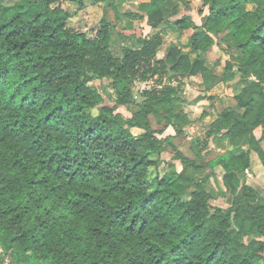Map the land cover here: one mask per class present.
Instances as JSON below:
<instances>
[{
    "label": "trees",
    "instance_id": "16d2710c",
    "mask_svg": "<svg viewBox=\"0 0 264 264\" xmlns=\"http://www.w3.org/2000/svg\"><path fill=\"white\" fill-rule=\"evenodd\" d=\"M4 1L0 264L263 261L264 195L247 174L254 154L264 167V0H199L207 9L200 26L181 15L185 0H148L124 16L147 20L152 33H124L121 57L112 52L115 26L105 13L115 0ZM86 1L104 9L91 34L72 25ZM173 24L194 31L189 52L166 45L163 35ZM127 39L140 48L126 46ZM216 45L228 48L222 77L202 58ZM190 78L200 79L193 104L220 83L234 91V105L196 139L193 157L174 143L192 124L182 81ZM105 79L116 92L113 107L91 86ZM149 82L155 84L137 101L135 84ZM130 105L136 107L130 117L117 111ZM134 128L143 132L135 136ZM168 128L174 136L164 135ZM211 142L227 143L228 150L210 159ZM219 198L229 207L213 206ZM249 237L260 239L246 243Z\"/></svg>",
    "mask_w": 264,
    "mask_h": 264
},
{
    "label": "rangeland",
    "instance_id": "374dc122",
    "mask_svg": "<svg viewBox=\"0 0 264 264\" xmlns=\"http://www.w3.org/2000/svg\"><path fill=\"white\" fill-rule=\"evenodd\" d=\"M30 1H34V0H5L3 2V5L5 6H12L16 3H22V4H26ZM144 0H115V5L114 7L105 8V13L107 15L108 20L115 26V31L113 30L112 34H111V49L112 52L114 53L115 56L117 57H121L122 56V45H123V34L127 33V32H131L133 31V33L139 29L140 31L138 32V34L142 35V36H146L149 35L150 33H152V29L149 26L147 20L145 21H132L128 18H126L124 16V13L126 11H138V5ZM87 2V1H86ZM63 8L64 9H71V10H75V6H73L70 3H64L63 4ZM252 7L250 6L249 9H251ZM180 9H181V15H190L193 19H196V21H200V19H202V15H204V13H207V9L204 8L202 6V3L199 0H185L183 3H181L180 5ZM36 10V9H35ZM34 10V12H35ZM82 11V10H81ZM80 11V12H81ZM104 9L102 8H95L93 6H90L89 3L87 2V6L86 9L81 13V18L80 20L78 19V16L76 17V19L72 22V25L75 29L78 30H88V32L90 33L91 31L95 30L98 28L99 24L98 22L101 19V16L103 14ZM79 12V13H80ZM128 21L130 23H128ZM169 29V28H168ZM167 29V30H168ZM91 34V33H90ZM169 36L167 38H165V43L166 45L172 43L171 40H169ZM126 46H131L132 44V39H127L125 42ZM132 46H135L134 44ZM228 52V48L224 45V46H220L219 47V51L215 50L214 52H211L208 54V61H210L211 63H215L214 61L217 60L218 58L220 59L219 61L222 60L221 54H227ZM183 82L187 83L186 87L184 88L185 94L184 96L188 99L189 101V105L187 106H191L193 103V101L200 95V79L199 78H190V79H183ZM111 81L109 79H105L102 81H96L94 84H92L91 86L96 88L103 96L104 98V105H108V106H113L114 102H115V93L113 92L111 86H110ZM155 83L154 82H149L148 85H146L145 83H137L134 86V95L135 98L137 99V101H141V92L145 89V87H152ZM230 87H232V85L230 84ZM147 89V88H146ZM234 94V91H233ZM218 97V96H217ZM219 98V97H218ZM208 99L202 100L199 103L205 102ZM197 103V104H199ZM196 105V104H193ZM221 109V106L216 102L210 105L209 110H213L214 113L216 114L219 110ZM203 110H197L194 112H190L191 116L193 119H197V117H199L201 115ZM121 112V111H120ZM91 113L93 115H97L98 111L95 109L93 111H91ZM125 115V114H124ZM127 116H129V114H126ZM125 115V116H126ZM207 121V120H206ZM153 126L155 128H157V124L155 122H153ZM199 128L195 129L196 127H192L193 129H189V136H196L197 138L200 139H204L205 137V132L207 127H200L198 125ZM137 136V135H135ZM193 144H191L190 140H185L183 145H182V151L184 152V154H186L187 156L193 157L195 155L196 152H194ZM173 155V152H171L169 150V152H166L162 155L165 164H161L159 166L158 172L160 173V175L164 172V169L166 167V163L171 159ZM211 156V155H210ZM254 159H258V156L256 154L253 155ZM176 165L178 166L179 170L181 169V166L179 164V162H175ZM252 168L250 170V173L252 174V178H249L248 184L250 186H252L253 188H255L261 195H264V167L261 164V162L258 160H256L255 162H252ZM218 177L222 175V172H218ZM216 185V183L214 184ZM213 206L216 207H223V208H228L229 204H228V199H224V198H219L216 201L212 202ZM253 239H260V237H249L246 239V243H249L251 240ZM1 253V250H0ZM6 264H9L8 261H6ZM257 264H264V260H259L257 262Z\"/></svg>",
    "mask_w": 264,
    "mask_h": 264
},
{
    "label": "crops",
    "instance_id": "0c3cea01",
    "mask_svg": "<svg viewBox=\"0 0 264 264\" xmlns=\"http://www.w3.org/2000/svg\"><path fill=\"white\" fill-rule=\"evenodd\" d=\"M148 0H144L142 1L141 3L143 2H147ZM140 3V4H141ZM139 4V5H140ZM138 5V6H139ZM139 9V7H138ZM195 21V23L200 26L202 24V19H200V21H196V19H193ZM128 23H130L128 21ZM194 34V31L193 30H185L183 32H179L177 30V27H176V24H173L163 35V38H167L169 36V40L172 41V43H174L175 45H177L179 48H181L184 52H189L190 51V48H189V41H190V38L192 37V35ZM132 45L134 44L135 46H129L133 49H138L140 48L138 42L134 39H132ZM215 50L219 51V46H215ZM198 56V53H195V54H191V57L192 58H196ZM221 57H222V60L220 61V63L218 65H216L215 63H211L210 61H208L207 57L206 56H203L202 58L205 60L206 62V65L212 69L214 71V73L219 76V77H222V75L224 74L225 72V67H226V62L229 60V56L227 54H221ZM146 85H148L149 83H145ZM112 88V87H111ZM148 89V87H145V89ZM113 90V88H112ZM113 92L115 93V96H116V92L113 90ZM209 96L210 98H208V100H206L205 102H202V103H199V104H196V105H191V106H187L189 104H187L185 106V110L186 112L189 114V117L192 121V124L187 127L185 129V133L182 137H179V138H176L174 140V143L175 145L178 147V149L180 151H182V145L184 143L185 140H190L191 141V144L192 147L195 146V143H196V139H197V135L195 136H189V129H193L192 127H196L195 129L199 128L198 125L200 127H209L213 122H215L217 119H218V116L220 115V113L225 109V108H228V107H232L234 105V102H233V88L230 87V83L227 84V83H220L219 85H217L210 93H209ZM219 98H218V97ZM116 98L117 96L115 97V102H116ZM115 102L113 104V106L115 105ZM218 103L220 106H221V109L215 114L213 110H209V107L211 104L213 103ZM111 106V107H113ZM203 110L201 115L199 117H197V119H193L192 116L190 115L191 113L190 112H194L197 111V110ZM136 110V107L133 106V105H130V106H127V107H120L117 111L123 114H129V116L127 117H130L131 114ZM207 120V121H206ZM131 132L134 134V135H140L143 131L140 130V129H137V128H134L131 130ZM165 136H174L175 135V131L173 130V128H168L166 131H165ZM228 150V144L227 143H222V144H215L213 142L210 143V146H209V158L212 159L214 157H216L217 155L219 154H223L225 153L226 151ZM183 152V151H182ZM184 153V152H183ZM186 155V154H185ZM211 155V156H210ZM256 160L258 159H254V156H252V162H255ZM170 161V160H169ZM163 164H165L164 162V159H163ZM176 164V163H175ZM180 164V163H179ZM181 166V169L179 170L178 166L176 165L177 167V170L180 172L182 170V165L180 164ZM253 166V165H252ZM166 167H167V164H166ZM164 169V172L161 174V175H164V173L166 172V168ZM222 172L223 174V170L222 168H217L216 169V172ZM248 177L252 178V174L250 173V171L248 172ZM247 177V181H249V178ZM220 178H222V175L220 176ZM248 183V182H247Z\"/></svg>",
    "mask_w": 264,
    "mask_h": 264
},
{
    "label": "water",
    "instance_id": "95a60500",
    "mask_svg": "<svg viewBox=\"0 0 264 264\" xmlns=\"http://www.w3.org/2000/svg\"><path fill=\"white\" fill-rule=\"evenodd\" d=\"M168 71L170 72V76H172V74H171V68L170 67L168 68Z\"/></svg>",
    "mask_w": 264,
    "mask_h": 264
}]
</instances>
